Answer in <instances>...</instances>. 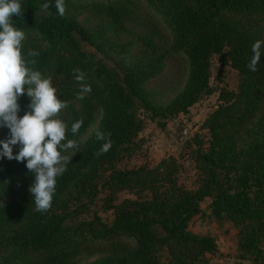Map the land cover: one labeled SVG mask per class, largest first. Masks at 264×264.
<instances>
[{"label": "trees", "instance_id": "16d2710c", "mask_svg": "<svg viewBox=\"0 0 264 264\" xmlns=\"http://www.w3.org/2000/svg\"><path fill=\"white\" fill-rule=\"evenodd\" d=\"M145 1L170 32L172 45L165 50L153 39H139L143 49L121 77L82 48L93 35L75 13L90 7L123 24L136 20L133 1L65 0L61 16L56 0H20L24 14L12 23L26 33L22 55L35 59V70L52 80L61 101H69L59 114L68 126L62 143H78L101 119L86 142L66 153L72 162L57 178L46 213L35 210L29 191L35 177L26 161L0 160V264H78L94 248L107 255L86 264H209L208 256L218 252L216 240L189 229L207 199L211 215L237 229L239 256L264 264V55L257 71L248 68L252 45L264 41V0ZM29 49L39 56L27 57ZM170 53L185 54L190 71L184 89L163 104L147 85L164 71ZM223 53V64L238 72L239 85L220 91L221 103L203 125L207 134L190 145L193 188L181 182L183 166L175 157L153 167L118 169L141 147L145 113L164 127L215 93L212 58ZM77 68L92 89L82 100L73 73ZM18 103L22 117L31 99L25 94ZM80 119L83 125L73 135L71 125ZM97 131L111 133L112 146L101 155L96 153L105 141L96 138ZM8 137L9 130L0 127V141ZM18 149L14 146V154ZM123 192L134 198L117 203ZM102 211H112V224L104 222Z\"/></svg>", "mask_w": 264, "mask_h": 264}, {"label": "rangeland", "instance_id": "374dc122", "mask_svg": "<svg viewBox=\"0 0 264 264\" xmlns=\"http://www.w3.org/2000/svg\"><path fill=\"white\" fill-rule=\"evenodd\" d=\"M135 4L134 21L119 24L111 18L98 14L90 7L75 13L78 23L91 35L93 42H82V48L95 56L96 61L104 64L114 75L124 76L125 68L141 53L143 47L139 39H153L163 49L172 45L170 32L159 23V15L152 10L145 0H131ZM90 3V1H88ZM226 54L214 55L212 58L211 86L215 93L203 97L194 105L188 114L168 120L164 127L158 120L145 113L144 129L139 135L141 144L138 152L130 158L123 159L118 169H134L144 165L156 166L162 160L175 157L183 166L181 182L188 188H193L196 179L195 163L192 159L190 145L194 144L197 135H206L203 129L206 119L220 105L222 89L236 90L239 85V75L232 67L223 64ZM165 69L156 79L151 80L147 89L151 91L158 103H168L185 87L189 77V61L185 54H168ZM57 88V86H55ZM62 119L61 115H58ZM101 116L94 126L79 142L81 146L99 125ZM127 198H134L129 192L120 193L117 203ZM210 199L202 203V213L195 217L189 226L190 231L199 235L212 236L217 243L218 252L208 256L209 264H252L239 256V235L234 225L228 221H219L211 215ZM101 217L107 224H112V211L101 212ZM107 255L102 248H94L92 252L83 253L78 264L93 262Z\"/></svg>", "mask_w": 264, "mask_h": 264}, {"label": "clouds", "instance_id": "9594fccd", "mask_svg": "<svg viewBox=\"0 0 264 264\" xmlns=\"http://www.w3.org/2000/svg\"><path fill=\"white\" fill-rule=\"evenodd\" d=\"M42 7L47 10L49 4ZM55 7L61 16L65 15V0H56ZM23 14L20 0H0V127L9 130L8 139L0 141V160L26 161V168L35 177L29 187L35 198V210L46 213L52 208L57 178L72 162L73 156L66 153L70 150L74 153L79 145L72 139L62 143L66 140L68 126L58 115L69 107V101H61L52 80L35 70V59H26L22 55L26 33L13 26L12 18ZM252 53L248 68L255 72L264 55V41L254 42ZM26 55L34 58L39 52L29 49ZM73 73L79 84L77 98L82 100L92 89L83 71L77 68ZM25 94L31 99L30 111L21 117L18 99ZM82 125L83 119L72 123L71 133L77 134ZM110 136L111 133L96 132V138L105 141L97 155L110 150ZM14 146H19L16 154Z\"/></svg>", "mask_w": 264, "mask_h": 264}]
</instances>
